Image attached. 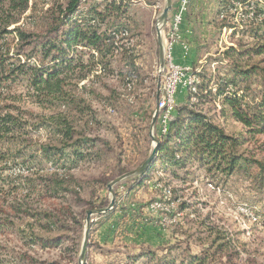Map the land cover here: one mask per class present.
Wrapping results in <instances>:
<instances>
[{"label": "rangeland", "instance_id": "1", "mask_svg": "<svg viewBox=\"0 0 264 264\" xmlns=\"http://www.w3.org/2000/svg\"><path fill=\"white\" fill-rule=\"evenodd\" d=\"M56 1L63 0H37L35 12L25 13L18 26L33 34L32 43L10 42L11 55L23 47L25 60L27 52L44 39L45 12ZM111 1L85 0L80 10L86 13L97 4L102 9ZM124 4L127 14L116 21L122 26L108 55L109 69L97 63L84 80L71 79L66 101L42 108L23 83L2 90L1 103L18 108L23 127L6 142L0 161V264H80L88 212L107 208L112 200L108 185L140 167L154 149L150 126L162 79L158 19L166 0H125ZM194 4L188 25L189 44L195 50L192 68L198 84L206 88L198 89L195 98L184 84L180 100L177 96L178 108L189 105L227 135L246 140L240 154L264 162V135L249 133L223 99L238 92L246 97L243 106L252 107L264 94V0ZM172 14L173 8L169 17ZM111 17L108 26L114 24ZM100 29L106 31L104 25ZM168 29L162 28L164 43ZM125 31L128 38L121 35ZM83 52L89 62V51ZM38 61L34 57L31 64ZM236 64L241 70L257 71L237 86L228 85ZM220 88H225L224 95ZM61 114L66 120L62 127ZM67 127L73 128L71 139L62 131ZM85 139L94 140V146L84 149L85 158L72 161L76 148L70 146ZM45 147L52 148V155L57 153L51 160ZM120 169L126 172L119 175ZM56 180L64 183L57 187ZM263 187L243 173L213 175L190 162L164 170L158 161L145 177L116 185L114 210L91 218L86 264H191L196 257L206 264H264ZM165 188L171 190L167 201ZM155 202H164L162 209L152 210ZM18 204L21 211L15 209ZM44 225L53 227L43 230Z\"/></svg>", "mask_w": 264, "mask_h": 264}, {"label": "trees", "instance_id": "2", "mask_svg": "<svg viewBox=\"0 0 264 264\" xmlns=\"http://www.w3.org/2000/svg\"><path fill=\"white\" fill-rule=\"evenodd\" d=\"M36 1L0 0V96L4 87L10 91L16 83H23L27 91L33 92L39 106L46 108L55 101H66L68 93L65 88L71 79L77 82L84 80L97 63H101L104 70L109 69L108 55L113 51L115 36L122 26L116 21L127 14V4H124L125 0H113L102 9L101 5L97 4L84 13L80 7L85 0L56 1L52 8L45 12L48 24L44 39L27 52L24 60L23 47L11 55L10 42L16 40L25 43V46L31 45L30 39L33 34L26 33L18 24L27 11L35 12ZM111 16H114V24L108 26L106 22L108 18H112ZM13 25L17 26L11 29ZM101 25L106 27V31L101 32ZM113 28L117 31L108 33ZM9 36L13 37L11 41L7 39ZM84 50L90 53L87 54L89 62L84 59L86 56ZM262 52L263 50H259L258 53ZM94 53L98 54V57H95ZM34 57H38V65L31 64ZM233 69V78L227 84L235 86L247 81L257 71V68L241 70L239 64ZM197 86L199 90L206 88L204 83ZM225 88H220V95H224ZM223 99L231 115L247 127L249 133L253 136L264 135V94L254 101L252 107L248 103L243 106L246 97L239 96L238 92ZM16 111L19 110L15 105L2 104L0 101V161L5 154L3 148L6 142H10L15 137L14 133L23 127ZM64 122L66 120L61 114L59 125L62 127ZM62 131H65L66 139L72 138L73 128L67 127ZM159 140L156 162L152 164L147 174L155 169L158 161L162 163L164 170L170 166L182 168L190 162L200 165L213 175L220 173L230 176L234 173H243L262 187L264 185V162L240 154V148L247 141L227 135L223 128L189 105L178 108L168 132ZM92 144L94 140H77L74 146H70L71 150L76 148L71 152L74 155L71 156L74 159L72 161L85 158L84 149L89 150V146H94ZM65 147L58 152H62ZM43 149L49 160L57 154L52 155L50 147ZM125 172L121 170L119 175ZM56 183L59 187L64 181L56 180ZM15 209L21 211V205L18 204ZM43 215L50 217L46 212ZM41 227L43 230H51L53 226ZM58 245L55 244L53 247ZM191 264H206V261L196 257L192 259Z\"/></svg>", "mask_w": 264, "mask_h": 264}, {"label": "built area", "instance_id": "3", "mask_svg": "<svg viewBox=\"0 0 264 264\" xmlns=\"http://www.w3.org/2000/svg\"><path fill=\"white\" fill-rule=\"evenodd\" d=\"M173 14L168 18L167 26L169 27L165 36V69L161 70V83L159 88V101L157 107L159 115L157 126L159 128L158 138L167 133V124L172 113L178 110L177 96L184 91L186 79H195L196 88L194 90L195 98L198 95V79L192 66L181 65L175 62L174 49L175 46L181 44L184 57L188 55L189 44L182 38V24L188 13V0H176L175 6H172ZM227 9V8H226ZM227 10L222 11V18L225 17ZM251 11V10H250ZM243 12V10H242ZM165 26L159 25L161 33L164 34ZM118 35V34H117ZM116 35V36H117ZM122 35V34H121ZM155 189H159V185H155ZM162 191V190H161ZM164 195V189L162 191ZM170 195H164L165 201L169 200ZM164 202H155L151 205L152 210L162 209ZM164 209V208H163Z\"/></svg>", "mask_w": 264, "mask_h": 264}, {"label": "water", "instance_id": "4", "mask_svg": "<svg viewBox=\"0 0 264 264\" xmlns=\"http://www.w3.org/2000/svg\"><path fill=\"white\" fill-rule=\"evenodd\" d=\"M172 6H173V0H166L165 8H164L163 12L161 13V15L158 19V41H159L160 50H161L160 51V68H161V70L165 69V43H164V39H163V36L161 33V29L159 28V25H161L163 27L167 24L168 18H169V13L172 9ZM158 115H159V109L157 107L155 114L153 116V119H152L151 126H150L151 138H152V142L154 144V149H153L151 155L149 156V158L140 167H138L136 170L129 172V173H126V174L116 178L114 181H112L108 185V190H109V193L112 197V200H111L110 205L107 208H103V209H100L97 211H89L88 212L87 219H86V231H85L83 245H82V249H81V253H80V257H79V263L80 264H86L87 252H88V247H89V233H90L91 218L94 215H101V214H106L108 212H111L114 210V208L116 206V196L114 193V187L116 185H118L119 183H121L122 181L128 179V178L143 177L144 175L147 174V172L150 169V167L152 166V164L156 162V157H157L159 146H160V140L154 135V130H155V127L157 124Z\"/></svg>", "mask_w": 264, "mask_h": 264}, {"label": "crops", "instance_id": "5", "mask_svg": "<svg viewBox=\"0 0 264 264\" xmlns=\"http://www.w3.org/2000/svg\"><path fill=\"white\" fill-rule=\"evenodd\" d=\"M199 2L200 0H191L190 4H189V10L188 13L186 14L185 20L182 24V38L189 44V42L191 43V35H192V28L189 27L188 25H191L190 22V17L191 16V8L193 5V7H195L196 4H194V2ZM175 0H173V5H174ZM174 56H175V62L177 64H181V65H187V66H192V64L194 63V59H195V50L193 49V45L189 44V51H188V55L186 56V58L184 57V52H183V48L181 46V44H178L175 46L174 49ZM181 94L178 95V100H180V98L182 97ZM174 115H176V113H174ZM159 171V170H158Z\"/></svg>", "mask_w": 264, "mask_h": 264}, {"label": "bare ground", "instance_id": "6", "mask_svg": "<svg viewBox=\"0 0 264 264\" xmlns=\"http://www.w3.org/2000/svg\"><path fill=\"white\" fill-rule=\"evenodd\" d=\"M189 1L190 0H188V4H190L189 3ZM122 35L123 36H127L128 35V33H127V31H125V32H123L122 33ZM127 38H128V36H127ZM126 38V39H127ZM118 45V44H117ZM185 84H187L188 86V89H189V91H190V94L192 95V96H194L195 95V93H194V90H195V88H196V81H195V79H186V83ZM191 99V98H190ZM159 101V100H158ZM174 118H175V115H174V113H172V115H171V117H170V120H169V122H168V124H167V132H168V129H169V125H170V123L174 120ZM166 134V133H165ZM161 187V186H160ZM163 187V186H162ZM161 187V188H162ZM164 194L165 195H171V190L170 189H166L165 188V192H164Z\"/></svg>", "mask_w": 264, "mask_h": 264}]
</instances>
